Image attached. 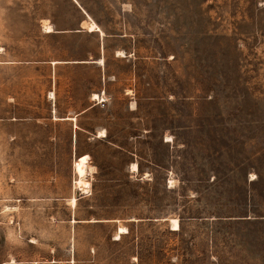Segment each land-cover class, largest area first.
<instances>
[{"label":"rangeland","instance_id":"374dc122","mask_svg":"<svg viewBox=\"0 0 264 264\" xmlns=\"http://www.w3.org/2000/svg\"><path fill=\"white\" fill-rule=\"evenodd\" d=\"M76 1L0 0V264H264V0Z\"/></svg>","mask_w":264,"mask_h":264},{"label":"bare ground","instance_id":"6f19581e","mask_svg":"<svg viewBox=\"0 0 264 264\" xmlns=\"http://www.w3.org/2000/svg\"><path fill=\"white\" fill-rule=\"evenodd\" d=\"M46 26V25H45ZM88 28H89V31L91 32H99L101 33L102 35H104V32L103 30L101 29V27L96 23L94 22L93 20H91V22L88 24ZM46 29L49 32H54V28L52 25H47L46 26ZM2 49H0L1 51ZM119 55L123 56L124 55V52H119ZM102 62H104V60H102ZM56 63H59V62H54V64ZM92 98L93 100L95 101H101L102 98L99 94L97 93H94L92 95ZM104 100V99H103ZM105 101V100H104ZM103 102V101H101ZM100 137H104L106 136V132L105 131H101L100 132ZM90 156L88 154H84L80 157H78L76 160H75V164H74V171L76 173V175L78 176V180H77V183H75L76 185L78 184V187H81V189L85 190V191H89L88 189L82 187V182L86 181L87 180V177H88V173L90 172L89 171V168H90ZM131 170L133 172H138L139 171V166L137 163H133L132 166H131ZM70 204L75 207L76 204H77V198L76 197H72L70 199ZM93 221H96V220H93ZM72 222H77L75 219L72 220ZM171 222H172V226H173V229L174 230H178L179 227H180V221L179 219L177 218H173L171 219ZM128 230L126 227H120L118 229V233L116 235V238L119 239L121 237V234H124V233H127Z\"/></svg>","mask_w":264,"mask_h":264},{"label":"crops","instance_id":"0c3cea01","mask_svg":"<svg viewBox=\"0 0 264 264\" xmlns=\"http://www.w3.org/2000/svg\"><path fill=\"white\" fill-rule=\"evenodd\" d=\"M75 2H77L76 0H74ZM78 4V3H77ZM79 5V4H78ZM80 6V5H79ZM81 7V6H80ZM83 11H84V13H86L85 12V10L84 9H82ZM86 15L88 16V19H89V15L86 13ZM96 32V31H95ZM101 34V33H100ZM102 35V34H101ZM102 36H104V35H102ZM102 60H104L103 58H100L99 59V61H97V62H102ZM54 62H59V61H53L52 63L54 64ZM83 62H85V61H83ZM60 63V62H59ZM57 64V63H56ZM102 64H104L103 62H102ZM55 65V64H54ZM53 94V93H52ZM100 96H101V98H103V96L104 95H101V94H99ZM105 97V96H104ZM55 119L56 120H60V118H58V117H55ZM69 119H71V120H73V121H75L76 120V117H65V118H62L61 120H69ZM75 127H77V125H75ZM98 137H99V134H98ZM89 156H90V158H91V155L90 154H88ZM74 164H75V162H74Z\"/></svg>","mask_w":264,"mask_h":264},{"label":"water","instance_id":"95a60500","mask_svg":"<svg viewBox=\"0 0 264 264\" xmlns=\"http://www.w3.org/2000/svg\"><path fill=\"white\" fill-rule=\"evenodd\" d=\"M77 3V2H76Z\"/></svg>","mask_w":264,"mask_h":264}]
</instances>
